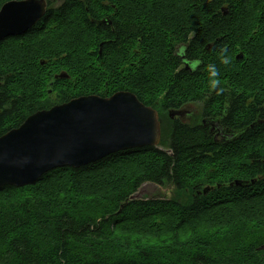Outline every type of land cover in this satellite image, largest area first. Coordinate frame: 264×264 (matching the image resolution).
I'll list each match as a JSON object with an SVG mask.
<instances>
[{
  "label": "trees",
  "instance_id": "1",
  "mask_svg": "<svg viewBox=\"0 0 264 264\" xmlns=\"http://www.w3.org/2000/svg\"><path fill=\"white\" fill-rule=\"evenodd\" d=\"M223 6L227 17L217 21L246 32L241 87L253 92L252 80L264 77V66H248L264 63V0H174L145 8L182 23L188 14H222ZM74 24L61 23L64 49L92 40L91 27L80 33ZM40 42L0 43V136L55 104L42 98L60 60L70 81L79 77L77 58L85 56L70 49L47 53V68L56 71L45 78L46 67L32 64ZM84 71L85 85L65 86V100L56 103L97 93ZM146 72L141 90L138 70H131L129 89L153 107L155 70ZM257 102L243 99L239 110L231 103L229 115L240 117L237 147L211 149L205 134L162 128L159 148L121 151L79 169L52 170L32 186L0 189V264H264V112ZM237 180L248 185L236 186ZM146 183L171 186L175 195L130 201Z\"/></svg>",
  "mask_w": 264,
  "mask_h": 264
},
{
  "label": "flooded vegetation",
  "instance_id": "2",
  "mask_svg": "<svg viewBox=\"0 0 264 264\" xmlns=\"http://www.w3.org/2000/svg\"><path fill=\"white\" fill-rule=\"evenodd\" d=\"M26 1H30V17L35 22L24 33L9 36L0 43L19 37H28L33 44L41 41L33 48L32 64L45 66L47 79L51 71H56V67L47 68V53L51 50L61 55L71 49L76 52L75 57L79 54L85 56L77 58L83 70L78 71L79 77L74 81H70L69 75L61 70L60 60L59 71L52 74L46 96L42 98L43 102L55 103L51 107L63 104L56 102L65 100V86L73 83L85 85L82 81L85 68L90 70V85L97 93L82 96L101 98H110L120 92L132 93L129 81L131 70L135 69L138 70L139 88L145 89L146 69L149 68L155 70L157 87L154 96H147L155 99L153 107H147L156 111L161 134L162 128H170L205 134L207 140H211L207 143L211 149L237 147L240 145V117L229 115L231 103L239 110L243 99L248 102L256 100L259 102L255 103V109L264 112V93L256 92L258 89L264 91V77L252 80L257 85L253 92L241 87L240 68L247 59L242 47L247 41L242 35L246 32L226 28V23L217 21L227 15L188 14L181 17L185 22L178 23L177 15L149 14L145 8L146 5L173 4L174 0H0V10L7 3ZM64 20L80 24V33L91 27L90 44L62 48L61 23ZM85 21L88 22L86 25ZM222 46H227L232 57L229 66L220 64L217 59ZM197 59L201 62L193 69L191 63ZM208 63H216L220 71L223 91L219 95L208 89ZM258 65L264 66V63H250L248 66ZM63 72L68 78H55Z\"/></svg>",
  "mask_w": 264,
  "mask_h": 264
},
{
  "label": "water",
  "instance_id": "3",
  "mask_svg": "<svg viewBox=\"0 0 264 264\" xmlns=\"http://www.w3.org/2000/svg\"><path fill=\"white\" fill-rule=\"evenodd\" d=\"M29 2L2 6L0 41L24 33L35 22ZM221 13L227 15L228 8L223 6ZM55 78L68 75L63 72ZM160 137L156 111L132 93L74 98L33 113L19 127L0 136V189L32 186L52 170L79 169L121 151L157 147ZM234 183L248 185L239 180ZM208 191L206 187L203 193ZM136 199H140L137 193L129 197L130 201Z\"/></svg>",
  "mask_w": 264,
  "mask_h": 264
},
{
  "label": "clouds",
  "instance_id": "4",
  "mask_svg": "<svg viewBox=\"0 0 264 264\" xmlns=\"http://www.w3.org/2000/svg\"><path fill=\"white\" fill-rule=\"evenodd\" d=\"M183 53V49H181V54ZM217 59L219 60L220 64L224 66H229L232 63V57L229 54V50L227 46H222L219 48L217 52ZM200 60L197 59L191 63V67L195 69L199 64ZM206 71L208 74V89L209 91H215L217 95H219L223 89L221 88V79L220 71L216 65V63H208L206 67Z\"/></svg>",
  "mask_w": 264,
  "mask_h": 264
},
{
  "label": "rangeland",
  "instance_id": "5",
  "mask_svg": "<svg viewBox=\"0 0 264 264\" xmlns=\"http://www.w3.org/2000/svg\"><path fill=\"white\" fill-rule=\"evenodd\" d=\"M205 189V187L203 186ZM203 189V190H204ZM137 195L140 199H152V198H173L175 193L173 188L168 185L156 186L153 184H143L137 191Z\"/></svg>",
  "mask_w": 264,
  "mask_h": 264
}]
</instances>
